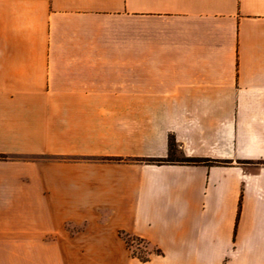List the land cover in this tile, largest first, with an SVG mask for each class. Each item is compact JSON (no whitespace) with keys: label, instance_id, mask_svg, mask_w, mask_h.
<instances>
[{"label":"crops","instance_id":"0c3cea01","mask_svg":"<svg viewBox=\"0 0 264 264\" xmlns=\"http://www.w3.org/2000/svg\"><path fill=\"white\" fill-rule=\"evenodd\" d=\"M0 264H264V0H0Z\"/></svg>","mask_w":264,"mask_h":264},{"label":"rangeland","instance_id":"374dc122","mask_svg":"<svg viewBox=\"0 0 264 264\" xmlns=\"http://www.w3.org/2000/svg\"><path fill=\"white\" fill-rule=\"evenodd\" d=\"M128 238V237H127ZM128 242H129V245L131 246V249L133 250V252L137 255H140V256H145L147 253H148V245L146 244V242H143L139 239H136V238H133V237H129L128 239ZM79 254L80 253H85V252H78ZM92 253V252H90ZM94 253H97V252H94Z\"/></svg>","mask_w":264,"mask_h":264},{"label":"trees","instance_id":"16d2710c","mask_svg":"<svg viewBox=\"0 0 264 264\" xmlns=\"http://www.w3.org/2000/svg\"><path fill=\"white\" fill-rule=\"evenodd\" d=\"M172 145V144H171ZM156 162H162L163 160L162 159H159V160H155ZM186 161L188 162H191V163H198V162H202L203 160H199V159H187ZM131 237V236H128V235H125V239H126V242L129 244L128 242V238ZM133 237V236H132Z\"/></svg>","mask_w":264,"mask_h":264}]
</instances>
